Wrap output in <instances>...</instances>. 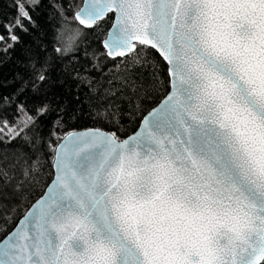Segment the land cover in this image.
<instances>
[{
  "label": "snow or ice",
  "instance_id": "6c2138e0",
  "mask_svg": "<svg viewBox=\"0 0 264 264\" xmlns=\"http://www.w3.org/2000/svg\"><path fill=\"white\" fill-rule=\"evenodd\" d=\"M45 3L55 56L26 50L0 92V264H264V0H12L0 64ZM109 21L64 71L113 125L129 102L127 138L66 131L74 111L46 99L53 61Z\"/></svg>",
  "mask_w": 264,
  "mask_h": 264
},
{
  "label": "trees",
  "instance_id": "16d2710c",
  "mask_svg": "<svg viewBox=\"0 0 264 264\" xmlns=\"http://www.w3.org/2000/svg\"><path fill=\"white\" fill-rule=\"evenodd\" d=\"M14 15L15 9L12 5V0H0V18L11 20ZM34 18L38 27L28 33H21L23 39L22 47H18L12 53L11 59L0 64V92L5 95L12 93L18 87L19 82L15 80L17 73L25 76L28 74L27 69L22 64L26 50L37 51L43 45L52 56H55L53 52V47L55 46L53 34L57 30V18L52 14V10L47 6V3L42 9L34 13ZM110 25L111 21L103 29L95 31L85 29L84 31L87 35L82 38L81 50L75 53V57L72 53H69L63 59H55L52 63L51 84L47 86L46 99L51 101L53 106L57 103H65L68 105L70 112L74 111V118L69 120L66 131L69 129L77 131L90 127H99L111 132L118 127L121 137L125 138L135 131L139 125V116L130 115L131 107L127 100L121 102L120 115L116 118L118 124L113 125L105 117L98 116L97 106L93 101L89 100L87 89L84 87L77 89V81L71 78L70 73L64 71L65 68L69 70L80 68L83 71L84 67L90 66L91 61L84 57V49L86 48L89 53L101 50V41L105 38ZM91 75L97 76L99 74L93 71ZM77 95L80 98L79 101L74 99ZM44 98L34 97L29 90L25 95L18 97L17 100L19 103H26L29 107H32L33 103ZM46 123L48 122L46 121ZM44 189L45 187L41 184L35 192L30 193V198L24 204L22 211L26 210L44 192Z\"/></svg>",
  "mask_w": 264,
  "mask_h": 264
},
{
  "label": "water",
  "instance_id": "95a60500",
  "mask_svg": "<svg viewBox=\"0 0 264 264\" xmlns=\"http://www.w3.org/2000/svg\"><path fill=\"white\" fill-rule=\"evenodd\" d=\"M110 26H111V25H110ZM109 28H110V27H109ZM109 28H108V29H109ZM107 31H108V30H107ZM106 36H107V33H106ZM106 36H105L104 39H106ZM104 39H102V41H103ZM102 41H101V42H102ZM138 126H139V125H138ZM97 128H99V127H90V128H85V129L77 130V132L89 131V130H94V129H97ZM137 128H138V127H137ZM137 128L135 129V131L137 130ZM99 129H101V130H103V131H105V132H108V131H106V130H104V129H102V128H99ZM135 131H133V132H135ZM133 132H132L131 134L127 135L125 138H127V137L130 136V135H132ZM45 191H46V188L44 189V192H45ZM44 192H43V193H44ZM43 193H42V194H43ZM42 194H41V195H42ZM39 197H40V196H39ZM39 197H38V198H39ZM38 198H37V199H38ZM37 199H36V200H37ZM34 202H35V200L33 201V203H34Z\"/></svg>",
  "mask_w": 264,
  "mask_h": 264
}]
</instances>
